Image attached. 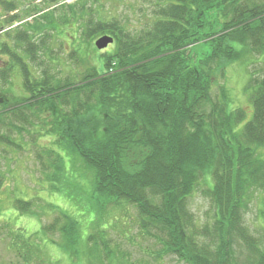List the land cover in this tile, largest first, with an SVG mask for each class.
I'll list each match as a JSON object with an SVG mask.
<instances>
[{"label":"trees","instance_id":"obj_1","mask_svg":"<svg viewBox=\"0 0 264 264\" xmlns=\"http://www.w3.org/2000/svg\"><path fill=\"white\" fill-rule=\"evenodd\" d=\"M95 8L90 0L59 4L42 25L7 32L18 50L29 49L24 57L14 47L10 63L16 65L0 73L7 81L17 71L25 94L12 106L3 95L0 146L20 148L1 126L20 136L33 128L50 139L54 148H40L38 155L44 180L77 211L60 210L37 235L60 233L63 253L78 264L82 241L96 264H130L109 248L107 235L115 212L134 207L141 232L158 237L163 252L185 264H242L244 246L253 258L248 264H264V241L244 220L264 194V0H152L151 27L132 33L116 20H95ZM73 23L85 26L69 34L80 43L89 37L88 53L75 49L69 56L75 66L68 62L63 78L55 70L66 67L54 50L61 30ZM107 34L115 47L97 56L91 40ZM29 56L42 61L34 70L25 62ZM258 63L259 70L248 71ZM235 64L250 76L245 92L253 117L246 123V111L229 107L224 88L219 98L212 96L214 78ZM70 168L79 174L71 177ZM4 184L0 174V190ZM201 184L215 213L213 224L202 227L188 209ZM30 204L16 200L15 208L34 214ZM261 207L264 223V202ZM81 218H91L85 240ZM9 233L21 241L16 248L23 249L24 264L43 256L37 235Z\"/></svg>","mask_w":264,"mask_h":264},{"label":"rangeland","instance_id":"obj_2","mask_svg":"<svg viewBox=\"0 0 264 264\" xmlns=\"http://www.w3.org/2000/svg\"><path fill=\"white\" fill-rule=\"evenodd\" d=\"M17 1L19 0H0V9L6 7L16 8V6H20L16 5L15 2ZM78 1L80 0H37L36 3L41 14L34 20V22L40 21L37 25H42V19L52 8H57L59 4L74 5ZM90 1L96 4L94 10L95 20H98V18L103 21L116 20L123 24V27L131 33L140 31L143 28L147 29V27H151V24L153 23V18L151 16L152 0ZM29 2L30 0H26L25 4ZM3 15L4 13H0V21L5 18ZM25 18H28V16H25ZM65 24L66 23L64 22V25ZM75 24L76 23L67 26L63 25L66 28L61 30L58 46L55 50L53 49L56 52V58H59V60L63 62L59 63L57 60V63L66 67L62 68V66L58 65L55 70V72H63L61 76L63 78L66 77L65 72H67V64L71 61L69 56H74V50H79L84 57H86V54L88 53L87 50L89 45L87 44V41L90 39H88L89 37H86V35H83L84 39L82 38V43H80L79 36H73L74 33L72 28ZM76 28H80L81 31V29H85V26L82 27V23L76 25L75 28H73L74 32ZM3 29L7 28L4 27ZM16 31L17 28L13 29L11 33L15 35L17 33ZM69 33H73V35ZM7 35L8 33H0V44H7L10 46L0 48V73L8 67L11 68V66L8 65H16L10 63V61H13L12 50H14V47L16 48V46H14L13 41L10 40L11 36ZM107 35L111 36L110 34ZM102 36L103 35L95 36L93 38L91 37V42L93 44L92 47L95 48L96 41ZM54 42L56 43V41ZM51 45L54 44L51 42ZM82 46H84L83 49H81ZM114 47L115 44H112L103 51H97L96 48L95 50L98 53L97 56H101L102 54L113 51ZM18 48L19 50L16 49L19 53H24L21 56L26 57L27 55L25 52L29 49L28 45L23 44V48L22 46ZM202 49L203 47H201L200 50L197 49V52L200 53ZM90 50L91 49L89 48V51ZM51 54L54 56L52 52ZM26 60L27 61L25 62H28L33 70L37 64L42 62L37 59L31 60L30 56ZM7 62L9 63L7 64ZM71 65L75 66V63L71 61ZM260 68L261 67L258 63L255 66L248 68V71L259 70ZM80 69L83 70L84 67L81 66ZM249 79L250 76L248 75L247 68L240 66V64H235L225 70L224 76L220 74L214 78L212 91L213 98L217 99L221 96L220 94L224 88L228 92L229 98L232 99V104L229 103V107L231 109L243 108L246 111L247 118L245 123L253 117V107L245 92V87L248 84ZM23 90V80L16 71V73L9 77L7 81H0V100L3 103L6 99L4 96H6L8 100L11 101L9 103L10 106H12L15 98H23L25 96ZM10 106L6 108H10ZM5 110V108L0 106V113ZM3 121L4 123H8L9 120L3 119ZM35 122L38 123V120ZM6 128L7 127L1 126V131L14 143L19 145L20 148H10L8 145H5V143L0 146V174H2L5 179V184L0 190V264H24L20 257L21 254H24V251L21 249L22 252H20L19 249L16 248L17 245H22L21 241H17L16 238L13 239V236L10 235L9 232L13 231L15 234L22 233L25 238H27V236L37 235L43 227L48 228L55 222L60 216V210L65 211L72 216H76L77 211L73 204L62 195L51 193L49 190V184L44 180V175H46L47 172L41 166V163L38 160V155L43 151L40 150V148H54L52 146V141L48 138H40L33 128L30 129L29 133H24L21 136L17 134L16 131H10ZM67 174L74 177L79 173L76 174V172L70 168V172ZM203 190H205V186L204 184H201L198 191H196L190 199L188 207L200 227L205 224L207 226L212 225L215 217L214 206L209 199L204 197L202 193ZM16 200L31 201L32 204H30V207L32 208L30 213L34 214H23L18 211L17 208H15ZM263 202L264 194H259L257 198L253 200L244 219L246 226L250 228L257 238L260 237L262 241H264V223L259 218V209ZM54 206L57 207V209H55ZM78 212H81L80 216L86 213L85 210H80ZM81 219L82 220H79L82 232L81 239L85 240L86 228L89 226L91 218ZM139 224L138 212L134 207H126L121 211L115 212V216L111 220V229H109L107 235L109 248L117 250L121 256L129 260L130 264H185L182 261H179L176 257L165 254L163 252L164 249L161 240L158 237L148 236L145 235V233H142ZM152 233L157 235L155 231H152ZM20 239L24 240V238ZM51 240H53L55 244H53ZM82 242L78 247L81 264H96L87 256L86 246L84 245V242ZM62 243H64V239L58 232H55V235L53 236H45L42 234L37 235L36 244H38V246H36V249L39 250L43 256L39 259L37 257L34 258L32 263L51 264L53 261L54 263L57 262L56 264H78L79 260H71L65 253H63L61 246ZM26 253L28 254V252ZM242 254L243 259L246 261H239L242 264H248L249 260H253L245 246L244 248H241L239 256ZM103 262L105 263V261Z\"/></svg>","mask_w":264,"mask_h":264},{"label":"flooded vegetation","instance_id":"obj_3","mask_svg":"<svg viewBox=\"0 0 264 264\" xmlns=\"http://www.w3.org/2000/svg\"><path fill=\"white\" fill-rule=\"evenodd\" d=\"M25 1L26 0H19L15 2L16 5H20V6H16V8L6 7L0 9L1 10L0 13H4L3 17H5L4 20L1 19L0 21V33L2 32L3 34L9 30H13L16 28L19 29L27 24H32V25L34 24V20L41 14L38 10V6L36 3L37 0H30V2L27 4H25ZM51 10H53V8ZM25 16H28V18H25ZM9 23L11 24L8 27L7 25ZM4 27H6L7 29H3Z\"/></svg>","mask_w":264,"mask_h":264},{"label":"water","instance_id":"obj_4","mask_svg":"<svg viewBox=\"0 0 264 264\" xmlns=\"http://www.w3.org/2000/svg\"><path fill=\"white\" fill-rule=\"evenodd\" d=\"M113 42L114 40L112 37L104 36L96 41L95 47L97 48V50L102 51V50L107 49L109 45L113 44Z\"/></svg>","mask_w":264,"mask_h":264}]
</instances>
